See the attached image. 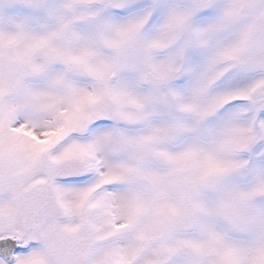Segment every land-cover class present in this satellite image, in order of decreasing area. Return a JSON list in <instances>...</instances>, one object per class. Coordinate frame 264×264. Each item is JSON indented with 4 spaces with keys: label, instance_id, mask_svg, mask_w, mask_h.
I'll return each mask as SVG.
<instances>
[{
    "label": "snow or ice",
    "instance_id": "6c2138e0",
    "mask_svg": "<svg viewBox=\"0 0 264 264\" xmlns=\"http://www.w3.org/2000/svg\"><path fill=\"white\" fill-rule=\"evenodd\" d=\"M0 264H264V0H0Z\"/></svg>",
    "mask_w": 264,
    "mask_h": 264
}]
</instances>
